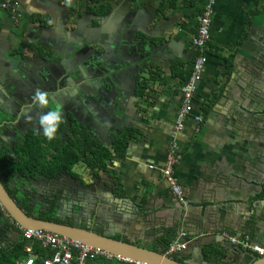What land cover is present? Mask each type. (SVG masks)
Wrapping results in <instances>:
<instances>
[{
    "label": "crops",
    "instance_id": "0c3cea01",
    "mask_svg": "<svg viewBox=\"0 0 264 264\" xmlns=\"http://www.w3.org/2000/svg\"><path fill=\"white\" fill-rule=\"evenodd\" d=\"M19 2L16 17L0 9V181L7 191L15 194L25 187L41 205L59 190L71 197L79 193L76 208L63 217L76 215L80 220L62 224L153 252L162 253L170 242L188 234L184 223L190 221L204 229L191 239L212 237L210 244L203 246L202 255L199 247L188 244L172 258L195 264H264V256L230 239L248 238L264 248V190L253 192L261 189L255 179L264 184V174L259 179L254 173L264 160V0L216 1L206 70L193 112L177 134L182 88L197 56L192 40L206 0ZM88 41L98 45L94 47L98 55L86 50ZM74 44L82 45L77 49ZM12 67L24 73L21 81L11 77ZM33 69L42 71L43 90L69 119L55 138L68 144L75 128L83 127L99 147L109 150L105 171L93 176L81 162L83 173H76L75 165V176L7 172L8 166V171L13 165L19 168L21 159L34 160L38 153L31 148L36 149L39 141L48 150L45 137L33 129L38 127L35 116L42 111L32 102L40 88L31 78ZM115 97L120 105L111 104ZM113 106L121 110L119 120L110 114ZM196 116L202 117L201 123ZM122 134L132 138L119 158L113 147ZM173 143L180 156L173 177L184 189L192 219L175 208L179 203L164 176ZM46 153L50 160L53 152ZM79 154L84 159L89 151ZM222 169L228 170V178L236 172L242 184L218 182L216 174ZM29 214L59 219L43 209ZM24 241L21 229L0 204V260L25 264L26 241L20 252ZM33 246L36 264L51 256L39 244ZM86 264L127 263L100 257Z\"/></svg>",
    "mask_w": 264,
    "mask_h": 264
},
{
    "label": "built area",
    "instance_id": "2783aa9c",
    "mask_svg": "<svg viewBox=\"0 0 264 264\" xmlns=\"http://www.w3.org/2000/svg\"><path fill=\"white\" fill-rule=\"evenodd\" d=\"M217 0H206V4L202 13L198 17L197 34L192 40V46L197 51V56L193 64L192 72L182 88L183 108L177 117L176 134L183 131L185 128V120L194 109V99L200 82L206 70L209 59V41L213 19L215 15V4ZM19 0H0V9L5 10L13 16L19 13ZM197 123L202 122L201 116H196ZM178 144L173 143V150L169 153L166 168L164 169V176L170 184L171 194L175 196L180 202L186 203L185 192L183 187L178 183L177 179L173 177V169L179 160ZM22 237L28 243L25 248L26 262L25 264H36L37 257L34 253L33 243L39 244L43 248L51 252V256L43 259L42 264H86L89 260L97 258H105L108 260L123 261L127 264H148L137 261L123 259L120 256L113 255L107 251L93 248L82 244L77 240H72L55 233L44 230H33L21 228ZM185 237L186 234H182ZM231 243L240 245L244 249L252 250L261 256H264V248L257 245H252L248 238L238 239L231 237ZM188 244L181 240L170 242L162 251V254L168 257H173L175 254L187 250Z\"/></svg>",
    "mask_w": 264,
    "mask_h": 264
},
{
    "label": "water",
    "instance_id": "95a60500",
    "mask_svg": "<svg viewBox=\"0 0 264 264\" xmlns=\"http://www.w3.org/2000/svg\"><path fill=\"white\" fill-rule=\"evenodd\" d=\"M87 43L90 46L86 45V48H87L86 50L92 53L93 55L94 54L98 55L99 51H97L94 48L98 45L91 44L89 41ZM81 45L74 44V47H77V49H80ZM11 70H12L11 77L21 81V79L24 76V73L21 71L16 72L15 70L17 69L14 70L13 67ZM46 70H47V73H49L50 75L53 74L52 70H49L48 67H46ZM64 71L65 70H63V72ZM41 73L42 71H39L38 69L37 70L33 69L31 78L38 82L37 84L40 86V89H44L43 84H41L42 83ZM54 76H58V75H54ZM57 79L59 80V77ZM111 104L120 105V103L116 100V97H115V100L111 102ZM77 107L78 105H75V108ZM120 111L121 110H119L116 106H113L110 109V114L112 115L113 119L119 120L120 117L117 112H120ZM63 115H64V120L66 121V123H68L69 119L65 111L63 112ZM121 120L123 119L121 118ZM124 121L125 120H123V122ZM227 171L222 169L219 172H217L216 175L219 176L218 182L226 183L229 181V183L234 185L235 187L238 184H242V182L238 179L239 175L236 172H230L231 177L237 179V180H233L232 178L227 177V173H228ZM254 173H257V175H259V179H261V176H263L264 174V160L260 164L255 166ZM244 182L245 183L249 182V178L245 177ZM254 183H256V185L261 188V189L254 188L255 191L253 192H255V194H258L259 191L264 190L263 182L258 183V180L255 179ZM247 189L252 190L249 187H247ZM177 202L179 203V205H177L175 208L180 211V215L184 217L187 216V218L192 219L191 213L193 209L190 208L189 205L185 206L186 203H182L178 199H177ZM0 204L5 209L6 213L13 219V221L24 229L44 230V231H48L51 233H55L59 236H63V237H66L72 240H77L81 242L82 244L88 245L93 248L101 249L103 251H107L113 255L120 256L123 259L131 260V261H137L141 263L146 262L148 264H195L193 262H188V261L180 262L172 257L163 255L161 252H153V251L147 250L146 248H142L138 245H132V244L120 241V240H116L113 238H109L107 236L97 234L91 230L83 229V228L76 227V226H70V225L62 224V223L35 219L29 216L25 211H23L15 203V200L9 194V192L7 191V189L2 184L1 181H0ZM189 222L190 221L188 222L186 221L184 223V227L187 229L188 234H186L185 237H182V238L180 237V240L182 242L189 244V246L191 247L192 246L199 247V252H201V255H202L203 246L210 244L209 238H212V237H199L198 239L192 240L191 239L192 236H201V234L204 233L203 231L204 229L197 227V226L196 227L192 226L189 224Z\"/></svg>",
    "mask_w": 264,
    "mask_h": 264
},
{
    "label": "trees",
    "instance_id": "16d2710c",
    "mask_svg": "<svg viewBox=\"0 0 264 264\" xmlns=\"http://www.w3.org/2000/svg\"><path fill=\"white\" fill-rule=\"evenodd\" d=\"M108 12L109 7L107 6L105 13ZM141 87L142 86L140 85V88ZM139 94L142 95V88L139 89ZM82 128L83 127L79 126L75 128L76 134L74 135L73 140H71L68 144L65 142L62 143L60 138H55L57 141L56 143H53L52 140H48L47 138H45L44 143L48 148L47 151L51 150L53 152L52 158L50 160L47 159L46 148L41 147L42 141H39L38 147H36V149L31 148L33 153H38L34 160L30 159L28 161H25L24 159H21L19 160V164H21L19 168L16 169L13 165L11 167L12 169L8 171V167L10 169V166H8L6 169L7 172L17 173L18 171V173H24V171L30 172L32 170H40L42 174L48 173L51 177H56L61 173H69L71 175H74L72 173L73 167L81 162H84L91 170L92 175L97 176L100 171H105L107 169L108 164L105 163V159L110 158L111 155L109 150L99 147L95 143V141L91 139L85 129ZM77 132L81 134L80 137H78ZM131 138L132 136L130 134H122L115 140L113 149L115 154L119 156V158H122L125 155L128 147V142ZM29 150L30 146L28 145L27 151ZM85 151H89V155L83 159V156L80 155L79 152ZM23 152L25 153V151ZM12 160L13 159H10L8 160V162L10 163V161ZM3 166H5V164H3ZM0 178L2 179L1 175ZM28 215L31 216L30 214ZM39 220L62 223L59 219L55 220L49 217H40ZM25 244V241L23 244H21L20 252L23 251ZM5 263L7 264V261H4V259L0 260V264Z\"/></svg>",
    "mask_w": 264,
    "mask_h": 264
},
{
    "label": "flooded vegetation",
    "instance_id": "af4514ba",
    "mask_svg": "<svg viewBox=\"0 0 264 264\" xmlns=\"http://www.w3.org/2000/svg\"><path fill=\"white\" fill-rule=\"evenodd\" d=\"M40 89V88H39ZM50 100H51V96H50ZM53 102V101H52ZM51 102V107H55L58 106V103ZM55 105V106H54ZM38 107V105H37ZM39 115L35 116V119L38 120ZM37 122V121H36ZM38 127L34 126V130H37ZM39 133V132H38ZM21 146L17 147V149H20ZM13 151L12 155L16 156V151ZM12 158V157H10ZM18 191V192H17ZM16 191V193L14 194V192H12L9 189V193L12 196V198L15 200V203L21 208L23 211L27 212V214H29V211H34L37 209H43L47 212H55L56 216L61 219L60 221H64L65 223L71 224L74 223L76 221H79L80 219L75 220L76 215L73 216V219L68 218V217H63V215L66 213V211H71V209L76 208V205L78 204L77 199L79 197V193H75L73 194V197H71L70 195L65 194L66 191H62L59 190L58 192H54L52 194H49L50 196L47 197L46 199L44 198V200L42 201L43 204L41 205L40 203L38 204L36 202V197L34 196V193H30V191H28L27 189L24 188H19ZM30 200V201H27ZM67 211V212H68ZM18 228H22L19 225H17Z\"/></svg>",
    "mask_w": 264,
    "mask_h": 264
},
{
    "label": "clouds",
    "instance_id": "9594fccd",
    "mask_svg": "<svg viewBox=\"0 0 264 264\" xmlns=\"http://www.w3.org/2000/svg\"><path fill=\"white\" fill-rule=\"evenodd\" d=\"M32 102L38 105L39 109H42L37 122L39 134L48 140L54 139L64 121L62 108L59 106L51 107L50 93L39 88L33 93ZM27 119L31 120L33 117L28 115Z\"/></svg>",
    "mask_w": 264,
    "mask_h": 264
},
{
    "label": "rangeland",
    "instance_id": "374dc122",
    "mask_svg": "<svg viewBox=\"0 0 264 264\" xmlns=\"http://www.w3.org/2000/svg\"><path fill=\"white\" fill-rule=\"evenodd\" d=\"M83 168H84V165H82V164H78V165H76V166L74 167V171H75L76 173L81 174V173H83V172H82V171H83Z\"/></svg>",
    "mask_w": 264,
    "mask_h": 264
}]
</instances>
